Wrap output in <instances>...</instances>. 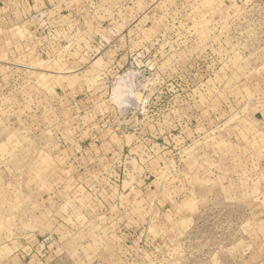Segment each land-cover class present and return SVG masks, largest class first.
<instances>
[{
	"label": "rangeland",
	"instance_id": "obj_1",
	"mask_svg": "<svg viewBox=\"0 0 264 264\" xmlns=\"http://www.w3.org/2000/svg\"><path fill=\"white\" fill-rule=\"evenodd\" d=\"M0 264H264V0H0Z\"/></svg>",
	"mask_w": 264,
	"mask_h": 264
},
{
	"label": "clouds",
	"instance_id": "obj_2",
	"mask_svg": "<svg viewBox=\"0 0 264 264\" xmlns=\"http://www.w3.org/2000/svg\"><path fill=\"white\" fill-rule=\"evenodd\" d=\"M120 85L113 89L111 94V103L121 112L125 113L130 107V100L136 99V89L127 86V82L120 78Z\"/></svg>",
	"mask_w": 264,
	"mask_h": 264
},
{
	"label": "crops",
	"instance_id": "obj_3",
	"mask_svg": "<svg viewBox=\"0 0 264 264\" xmlns=\"http://www.w3.org/2000/svg\"><path fill=\"white\" fill-rule=\"evenodd\" d=\"M93 150H95V149H93ZM96 151L97 152H93L91 149H81V152H80V155H78L80 158H86L87 157V159H90L89 157H92V156H97V155H100L101 153H105V154H107V151H105V152H102V149H96ZM123 151H128V149H124ZM123 153V152H122ZM106 157H108L107 155H105Z\"/></svg>",
	"mask_w": 264,
	"mask_h": 264
}]
</instances>
